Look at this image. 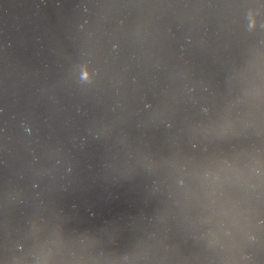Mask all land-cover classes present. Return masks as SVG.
Returning a JSON list of instances; mask_svg holds the SVG:
<instances>
[{
	"label": "water",
	"instance_id": "water-1",
	"mask_svg": "<svg viewBox=\"0 0 264 264\" xmlns=\"http://www.w3.org/2000/svg\"><path fill=\"white\" fill-rule=\"evenodd\" d=\"M0 264H264V0H0Z\"/></svg>",
	"mask_w": 264,
	"mask_h": 264
}]
</instances>
